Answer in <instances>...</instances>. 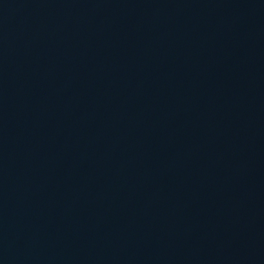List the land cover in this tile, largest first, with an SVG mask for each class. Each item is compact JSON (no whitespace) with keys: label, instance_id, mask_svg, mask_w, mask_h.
<instances>
[{"label":"water","instance_id":"1","mask_svg":"<svg viewBox=\"0 0 264 264\" xmlns=\"http://www.w3.org/2000/svg\"><path fill=\"white\" fill-rule=\"evenodd\" d=\"M0 264H264V0H0Z\"/></svg>","mask_w":264,"mask_h":264}]
</instances>
